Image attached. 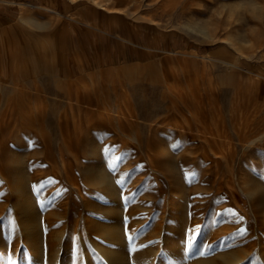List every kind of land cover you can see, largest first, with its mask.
<instances>
[{"label": "rangeland", "instance_id": "obj_1", "mask_svg": "<svg viewBox=\"0 0 264 264\" xmlns=\"http://www.w3.org/2000/svg\"><path fill=\"white\" fill-rule=\"evenodd\" d=\"M141 1H139L141 3L137 1L136 5H132L129 10L118 16H109L108 11L92 4L91 1L0 0V30L6 33L5 38L20 41L22 48L33 43L38 35L44 37L54 35L51 19L62 18L61 25H65L56 39V46L64 55L63 61L51 63L48 61L49 57H45L40 64L43 72L41 85L51 96L48 103L49 111L38 123L35 120H27L24 126L8 135V147L0 153V164L5 165L0 173L2 236L8 241L12 240L13 235H17L18 230L25 224L26 221H23L27 217L14 211L12 205L17 198L18 180L22 173L34 175L36 172L38 176H35L33 181V191L43 209L42 217L45 220L48 240L46 252L61 244L62 249H65L63 252L65 251L66 255L69 253L67 257H70L69 261L66 260L62 264L67 262L70 264L72 260L71 264H82L85 247L89 253L92 248L89 240L86 242L88 238L83 229L86 219L81 218L86 210L82 200L87 197L110 212L113 211L109 215L111 221L125 217L126 223L131 226L127 250L131 249L130 252L143 254L147 258L159 259L163 256V259L168 261L166 244L154 234L155 226L161 222L184 227L180 232L181 237L178 236L176 239L187 242L186 251L182 252V256L189 255L186 264H196L199 259L213 258L221 252L250 249L251 223L249 214L246 213L250 207L247 203L249 200L239 194L233 195L236 187L240 190L241 188L238 184L232 188L230 180L233 178L235 181L251 183L254 186L260 184L264 195V142L255 143L248 149L237 146L230 153L228 161L227 157L217 158L213 155L216 142H206L204 145L199 142L201 139L196 128H187V134L180 133V127L191 114L187 113L185 115L187 118L181 114L173 115L177 113L179 107L168 103L167 93L169 86L175 84L178 76L173 75L167 80L165 73L174 71L172 68L179 60H189L190 67L197 69L199 76L203 73L206 75L203 84L214 85L216 97L212 101L222 106L223 116L231 130V100L240 76L232 67L222 62L224 59H230L231 55L220 41L211 40L209 33L225 32L231 27L237 32L239 39L247 41L255 35L259 22L264 23V0ZM138 4L139 7L134 8ZM53 9L55 11H52ZM76 11L85 12L87 18L81 17L82 20L69 18V15L74 16ZM28 18L29 21L26 20ZM36 20L45 22L44 27L36 24L34 22ZM93 21H97L98 24H93ZM23 37L25 41L22 40ZM7 48L4 41H0V57L3 55L1 58L10 61L11 54ZM204 54H210L211 60L202 61ZM250 65H258V60H247L246 67L249 68ZM66 66L71 68L70 79L82 78L90 72H96L103 78L95 88L91 83L84 87H80L79 84L80 88H84L86 96L90 94L85 99L86 104L106 100L111 104L117 99L121 100L123 96L116 98L110 83L123 80L126 96L129 97L132 106L140 111L139 120L142 123L139 122L130 135L117 139H114L117 136L115 127L110 128L109 124L103 123L98 124L97 128L92 126L93 129H89L86 138L83 136L82 142L77 146L78 156L74 159L70 155L71 148L66 146L69 136L67 132L72 126L66 119L71 117L74 111L58 101L63 100L64 96L61 93L62 96L56 94L54 79L55 71ZM206 100L209 101V98ZM154 118L165 122L164 128L169 125L175 126L171 128L173 144L168 145L170 151H164L167 153L162 156H159V150L160 142L165 135L162 133L163 129L154 134L148 133ZM138 134L142 136L143 142L136 145L133 141ZM74 136L72 135V138ZM23 142L29 144L35 153V158L29 161L25 170L23 167H14L12 161L15 162V159L12 160L10 159L12 157L5 155L6 152L17 149ZM139 145L143 150H140ZM98 148L101 149L99 153L102 152L100 159L93 156V151ZM3 154L5 157H2ZM154 155L159 156L157 158L159 160L156 161L159 165L156 168L150 160ZM208 160H215V165L210 166ZM63 161L69 166L64 167ZM86 164L103 166L104 169L107 167L105 171L98 168L99 173L103 171V174H100L107 181L102 187L94 188L88 185ZM109 172H112V175ZM178 182L182 185L191 182L200 186L187 201L185 209L182 208L184 202L172 201L175 198L171 194L175 189L170 188V184ZM238 192L241 193L237 190ZM194 200L196 204L193 203ZM263 204L253 206L258 214L260 232H264ZM122 207L124 211H121ZM170 207L173 209H169ZM181 209L183 214L184 210L186 211L185 216L190 215V218L199 219L203 223L202 226L191 229L186 227L188 218L181 224L182 221L177 215ZM171 210L174 213H171ZM33 212L27 216L32 217ZM33 220L30 219L31 222ZM208 221L212 225L204 233L207 235H204L201 232ZM223 221L232 227L227 231L218 232ZM92 230L97 238H103L102 233L96 234L95 230ZM81 231L84 232L81 234ZM81 240L85 243L83 244ZM18 244L21 245L20 249L26 250L24 241ZM92 250L93 248L91 255L88 254L94 263L98 264L99 261L95 259L97 255L95 253L93 255L96 251ZM153 250H157L159 256L157 254L151 257ZM11 251H6V255L1 259L2 264H20V259L18 257L16 259L15 253ZM252 253L250 264H261L258 263L261 261L255 252ZM44 259L46 261L43 260V263L42 260L37 263L52 262L49 261L48 252ZM31 263L36 264L34 260L28 264Z\"/></svg>", "mask_w": 264, "mask_h": 264}, {"label": "bare ground", "instance_id": "obj_2", "mask_svg": "<svg viewBox=\"0 0 264 264\" xmlns=\"http://www.w3.org/2000/svg\"><path fill=\"white\" fill-rule=\"evenodd\" d=\"M70 1L77 2L82 0ZM83 1H91L92 4L108 11L109 16H118L129 10L132 5H136L137 1L139 2L141 0ZM5 2H10V0H5ZM139 5L140 4L134 8L137 9ZM52 11H55V9ZM84 14L85 12L83 11H76L74 16L69 15V18L82 20V18L86 17ZM29 19L30 18L26 20L29 21ZM62 20V18L51 19L50 23L52 24L54 35L47 37L38 35L33 43L27 44V47L23 48L20 47V41L5 38L6 33L4 34V32H1L0 30V41H4L11 54L9 56L10 61L1 58L3 55L0 57V153L8 147V135L17 130V128L24 126L27 120H35L38 123L39 119H41L50 109L48 103L50 102L51 96L46 93L45 88L40 82L43 77L40 64L45 57H49L48 61L51 63H57V61L61 63L63 61L64 55L60 52L61 50L59 47L56 46V39L59 38L58 34L65 28V25H61ZM41 21L36 20L34 22H36V24L39 23L41 24L39 26L44 27L45 22ZM92 23L98 24L97 21H93ZM261 23L262 22H259L255 35L251 36L247 41L239 39L237 32L231 27L227 28L225 32L218 31L214 34L209 33L211 40L220 41L223 46L227 47L231 57L230 59H224L222 62L232 67L240 76V81L236 84L235 95L231 100V130L223 116L222 106H218L214 100L212 101V99H215L216 97L214 85H204L203 83L204 80L206 81V75L203 73L202 76H199L197 69L190 67L191 63L189 60H179V63H175V66L172 68L174 71L171 70L172 72L165 73V78L167 80L172 78L173 75L178 76L175 84L169 86L167 93L170 101H168V103L179 107L177 113L173 115L177 116L181 114L184 118H187L188 116L185 115H187V113L191 114V117L185 119L186 122L180 127L181 130L179 132L187 134V128H196V132L199 133V138L201 139L199 142L202 145L206 142H216V146L213 149V155L217 158L227 157L229 161L230 153H232L237 146H240L243 149H248L253 147L255 143L262 144V142H264V23ZM64 24H67V22H64ZM24 38L25 37L22 39L23 41H25ZM54 47L55 50H53ZM209 59L211 60L210 54L202 55V61H207ZM250 59L258 60V65H250L249 68H247L246 63L247 60ZM164 68H166V65ZM166 70L163 71L165 72ZM70 72L71 68H69V66H66L61 70L57 69L55 71L54 79L56 81V94L61 93L64 96L63 100L58 101L64 103L74 111L71 115L73 118L68 117L66 119L72 125L67 132L69 136L66 140V146L71 148L70 155L75 159V157L78 156L77 153L79 150L77 146L82 142L83 136L86 138V135L92 126L97 128L96 126L98 124H109L110 128L113 126L112 128L115 127L117 129V136L114 137V139L123 138L130 135L131 131L138 126L139 122H141L139 120L141 113L132 106V102L128 99L129 97L126 96V86L121 79L119 81H111L110 83L113 87L116 98L123 96V98L121 97V100L117 99L115 103L111 102V104L106 102L107 100L100 103L86 104L85 99L88 98L90 94L86 96L84 88L80 87H84L87 83H91V86L95 88L97 84L102 82L103 78L98 76L96 72H90L85 74L82 78L70 79ZM101 74L103 73L101 72ZM244 75L245 77H243ZM79 84H81V86ZM3 94L6 97H4ZM207 98H209V101L206 100ZM76 112L77 114H75ZM164 123L161 122L159 118H154V122L150 124V130H148L149 134H154L159 132L160 129H163L162 133L165 135L160 142L161 150H159V156L169 152L170 149L168 148V145L173 144V133L171 128L175 126L169 125L164 128ZM72 135L77 136L72 138ZM235 136L237 137V141H235ZM142 139V136L138 134L133 143L136 145L140 143L142 144ZM94 143L97 146V143ZM21 144V146H17V149L6 152L5 155H8L7 157H12L10 158L12 160L15 159V162L12 161L14 167H23V170H25L29 161L35 158V153L30 149L31 147L28 146L29 144L26 142ZM99 149L100 148L94 150V154L92 153L93 156L95 155L94 157H99L98 159L101 158L100 153L102 154V152L99 153ZM140 150L143 149L140 148ZM166 150L168 151L164 152ZM5 155L3 154L2 157H5ZM159 156L154 155L150 157L154 168L159 165V163H156V161L159 160L157 159ZM102 159H104V157ZM208 161L210 166L215 165V160ZM63 163L64 167L69 166L66 162L63 161ZM85 166L86 179L90 187H102L103 184L107 182L106 179L103 178V171L101 170L102 172H100L102 174L98 172L101 168L104 169L103 166H89L88 164ZM4 168L5 165L0 164V173H2ZM109 173L111 174L112 172ZM35 174L33 175L32 173L28 174L27 172H24L21 176L19 175L17 198L12 205V209L21 213V215L24 214L27 218L24 221L22 220L23 222H26L23 227L21 226L22 228L18 230L17 235L14 234L15 236L13 235V239H9L11 242L2 236L0 231V264H2L1 259L6 255V251L11 250L12 253H15V258L17 259L18 257L20 259V264H28L33 260L36 264L41 260L43 263V260L46 261L44 258L47 252L49 261H52H50V264H62L66 260H70V257H67L69 253L66 255L65 251L63 252L65 249H62L63 247L61 244L57 247L55 246L56 248L53 247V250L46 252L48 240H46L47 233L45 232V220L43 219L44 217H42L43 209L40 205L38 196L35 191H33V181L35 180V176H38V173L35 172ZM113 177L114 176H112V178ZM230 182L232 188H235V185L237 184L239 185L238 187L241 188V190L239 188L237 189V187L235 188L233 191L234 196L239 194L249 200L247 203H249L250 207L247 206L248 209L246 213L249 214L251 223L249 230L250 237H252L250 249L244 248L229 252H221L213 258L199 259L195 262L196 264H250L251 255L253 254L252 251L255 252L256 257L261 261L258 263L264 264V232L259 231L260 224L258 222V214L253 208L254 205L264 203L262 188L259 186L260 184L257 186H254L251 183L248 184L247 182H244L243 184L241 181H235L233 178ZM195 184L196 183L191 182L184 185H182L181 182L175 183L174 185L170 184V188L175 189V192L171 194L174 195L173 197L175 198L172 201L179 200L184 202L182 208L185 209L187 201L190 200L191 195L196 193L197 189L200 187ZM242 184L244 186H242ZM102 190L104 191V189ZM237 190L241 191V193H237ZM82 201L86 206V210L81 216V218L86 219L83 224V229L88 238L86 242L89 240V245L91 244L90 247L92 246L93 250L96 251L93 252V255L94 253L97 255L95 259L97 258L96 260L99 261L98 264H184L185 261L188 262L189 255L185 254L182 256V252L186 251L187 242L176 239L178 236L181 237L180 232L183 230V226H174V224L167 222L158 223V225L155 226L154 234L158 235L162 242L166 244L168 261H165L163 256H160L159 259L152 257L158 254L157 250H153V254H149L152 258H147L143 254L130 252L131 249H128L129 251L127 250L126 246L131 226L126 223L124 219L125 217L123 218L121 216L122 218L113 222L109 218V215L113 211L110 212L109 209L104 208L97 202L91 201L88 197L83 198ZM193 203L196 204L195 200ZM169 209L173 208L170 207ZM32 211H34V215L32 217L27 216ZM121 211H124L123 207ZM181 212L182 209L177 212L178 217L182 221L180 222L181 224L186 221L185 218H188V224L186 227L191 229L193 227L196 228L202 226L203 223L200 222L199 219L190 218V215H188L189 217L185 216V210L184 214ZM171 213L174 212L171 210ZM262 214L264 217V206L262 208ZM31 218L34 219L32 222L30 221ZM210 225L212 224L208 221V223L204 225V230H202L201 233L204 234L210 228ZM231 227V225H228L227 222L223 221L218 228V232L227 231ZM92 229L95 230L96 234L102 233L103 238H97ZM83 232L81 231V234ZM211 232L207 238L210 236ZM60 237H62V234H60ZM20 241L26 243V245L24 244L26 250L20 249L21 245L18 244ZM82 243L84 244L85 242L82 241ZM180 247H183V249H180ZM91 249L89 253L85 247V254L82 257V260L84 259V261L81 262L82 264H95L93 258L90 256ZM79 259H81L80 256Z\"/></svg>", "mask_w": 264, "mask_h": 264}]
</instances>
